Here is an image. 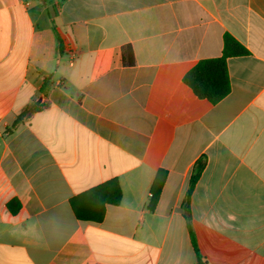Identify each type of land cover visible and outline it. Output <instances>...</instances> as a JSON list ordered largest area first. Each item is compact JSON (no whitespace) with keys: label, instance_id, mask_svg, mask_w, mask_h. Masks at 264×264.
<instances>
[{"label":"crops","instance_id":"crops-1","mask_svg":"<svg viewBox=\"0 0 264 264\" xmlns=\"http://www.w3.org/2000/svg\"><path fill=\"white\" fill-rule=\"evenodd\" d=\"M225 35L247 53L212 104L183 78ZM110 180L119 205L77 220ZM0 264H264V0H0Z\"/></svg>","mask_w":264,"mask_h":264},{"label":"trees","instance_id":"trees-1","mask_svg":"<svg viewBox=\"0 0 264 264\" xmlns=\"http://www.w3.org/2000/svg\"><path fill=\"white\" fill-rule=\"evenodd\" d=\"M246 49L229 35L224 37V48L222 56L215 59L200 61L183 78L194 95L199 99H204L209 103L215 104L224 98L229 91V79L226 68V59L232 56L245 55ZM61 55L60 44L57 47V56ZM124 63H132V51L129 46L122 49ZM50 78H46L42 84L41 92H44ZM38 110L32 106L17 116L11 128L15 129L20 122L31 113ZM203 165H199L192 175L186 196L183 202L184 217L187 221V228L193 247H196L195 238L191 228L190 197L194 186L198 180ZM165 172L159 170L150 187V200L148 209L153 211L158 201L162 189ZM121 200V191L117 180H110L102 185L92 188L70 200V207L74 217L79 221L100 223L103 219L104 210L107 205L118 206ZM9 209L15 213L19 209L16 201L9 203Z\"/></svg>","mask_w":264,"mask_h":264}]
</instances>
